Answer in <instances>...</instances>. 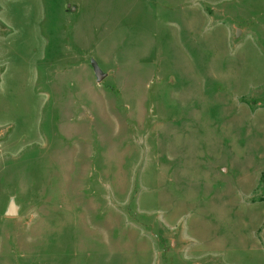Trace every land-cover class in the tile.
<instances>
[{"label":"rangeland","instance_id":"1","mask_svg":"<svg viewBox=\"0 0 264 264\" xmlns=\"http://www.w3.org/2000/svg\"><path fill=\"white\" fill-rule=\"evenodd\" d=\"M0 264H264V0H0Z\"/></svg>","mask_w":264,"mask_h":264},{"label":"water","instance_id":"2","mask_svg":"<svg viewBox=\"0 0 264 264\" xmlns=\"http://www.w3.org/2000/svg\"><path fill=\"white\" fill-rule=\"evenodd\" d=\"M91 64L94 70L96 80L100 82L106 76V73L102 71V69L99 67L98 63L94 59H91ZM18 210H19V206L16 204L15 200L12 198L5 211V215L8 217H15L18 215Z\"/></svg>","mask_w":264,"mask_h":264}]
</instances>
